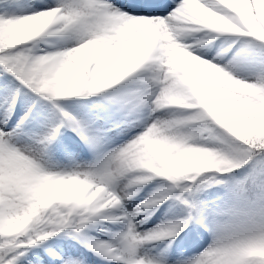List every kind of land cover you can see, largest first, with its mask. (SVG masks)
I'll list each match as a JSON object with an SVG mask.
<instances>
[{
    "label": "snow or ice",
    "instance_id": "1",
    "mask_svg": "<svg viewBox=\"0 0 264 264\" xmlns=\"http://www.w3.org/2000/svg\"><path fill=\"white\" fill-rule=\"evenodd\" d=\"M0 264H264V0H0Z\"/></svg>",
    "mask_w": 264,
    "mask_h": 264
}]
</instances>
